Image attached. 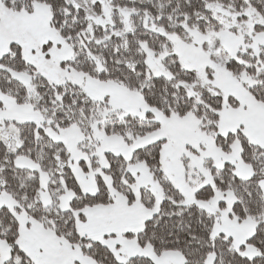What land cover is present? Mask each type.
Here are the masks:
<instances>
[{"label":"snow or ice","instance_id":"1","mask_svg":"<svg viewBox=\"0 0 264 264\" xmlns=\"http://www.w3.org/2000/svg\"><path fill=\"white\" fill-rule=\"evenodd\" d=\"M0 264H264V0H0Z\"/></svg>","mask_w":264,"mask_h":264}]
</instances>
